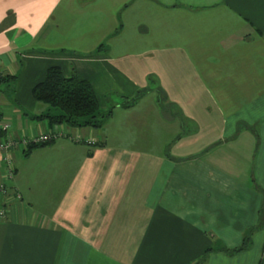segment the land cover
Returning <instances> with one entry per match:
<instances>
[{
    "label": "crops",
    "instance_id": "1",
    "mask_svg": "<svg viewBox=\"0 0 264 264\" xmlns=\"http://www.w3.org/2000/svg\"><path fill=\"white\" fill-rule=\"evenodd\" d=\"M50 67L110 122L44 147L32 195L12 150L0 264H264V0H0L8 135L56 129Z\"/></svg>",
    "mask_w": 264,
    "mask_h": 264
},
{
    "label": "trees",
    "instance_id": "2",
    "mask_svg": "<svg viewBox=\"0 0 264 264\" xmlns=\"http://www.w3.org/2000/svg\"><path fill=\"white\" fill-rule=\"evenodd\" d=\"M8 82V78H0V84ZM33 100L47 108L45 113L35 115L34 120H46L50 126L64 125L69 129L91 128L100 129L110 119L111 109L102 111L97 96L91 84L77 75L66 78L58 67L46 70L45 78L36 84L31 91ZM138 96L130 100L129 104L136 102ZM3 114L0 111V124ZM3 132L0 131V134ZM54 143V142H52ZM50 144L29 145L23 148L24 156H29L35 148H44ZM15 172V170H14ZM253 229L243 237L240 246L219 251L228 255L240 253L247 249ZM213 249H208L204 255Z\"/></svg>",
    "mask_w": 264,
    "mask_h": 264
},
{
    "label": "built area",
    "instance_id": "3",
    "mask_svg": "<svg viewBox=\"0 0 264 264\" xmlns=\"http://www.w3.org/2000/svg\"><path fill=\"white\" fill-rule=\"evenodd\" d=\"M0 131L5 135V138L0 139V155L1 161L3 163V175L0 179V200L4 206L0 210V216L4 217L5 213L2 209H5V207L11 202L8 201L20 200L19 194L14 196L12 195V197L10 196L11 189L9 187V183L12 181L14 176V167L10 158V153L12 150L20 146L25 148L29 145L50 144L59 138L75 140V137L70 133L69 128L64 125H59L56 127V129L42 134L33 135L23 133L21 136L14 137L8 135L9 125L6 123H1ZM84 144L87 146H95L96 142L93 140H86L84 141Z\"/></svg>",
    "mask_w": 264,
    "mask_h": 264
},
{
    "label": "rangeland",
    "instance_id": "4",
    "mask_svg": "<svg viewBox=\"0 0 264 264\" xmlns=\"http://www.w3.org/2000/svg\"><path fill=\"white\" fill-rule=\"evenodd\" d=\"M122 119H123V116H119L117 118V121H122ZM109 122H110V119L106 121L105 125L102 128H100V130H102V131L105 130L106 126L109 125ZM74 130H77V129H74ZM60 140H63V139L59 138V139L55 140L54 143H56ZM18 148L22 149V146H20ZM19 152H21V153H19V155H17L16 162L14 164V165H16L17 169L19 170L17 178L22 179L21 184H23V186L26 183L29 184V187H31V195L35 194L36 188L33 189L32 185H31V182L34 180L33 175L35 172V166H36L38 161H42V160L49 158L50 153H49L48 149H44V148H35L31 151L29 156H26V157L24 156L22 150H20ZM213 251H215V249H213ZM203 258H205V256H203Z\"/></svg>",
    "mask_w": 264,
    "mask_h": 264
}]
</instances>
